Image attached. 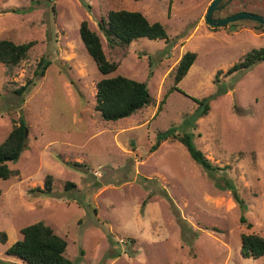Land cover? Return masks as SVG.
<instances>
[{"label":"rangeland","instance_id":"1","mask_svg":"<svg viewBox=\"0 0 264 264\" xmlns=\"http://www.w3.org/2000/svg\"><path fill=\"white\" fill-rule=\"evenodd\" d=\"M211 1L0 0V39L35 41L18 65L0 62V143L20 116L27 123L25 147L9 163L19 174L0 179V264H27L6 249L40 220L67 241L71 264H264V255H242L240 238L264 235V62L224 74L264 47V31L250 20L209 25ZM222 2L215 17L243 8L264 13V0ZM110 9L142 12L168 39L110 48L98 26ZM83 20L119 62L109 76L145 81L151 104L115 121L100 116L103 76L80 38ZM186 51L197 57L157 110ZM42 58L50 65L36 76ZM220 89L193 128L195 100ZM169 127L191 133L219 168L206 171L174 139L151 151L157 132ZM47 175L50 192L31 190L44 187Z\"/></svg>","mask_w":264,"mask_h":264},{"label":"trees","instance_id":"2","mask_svg":"<svg viewBox=\"0 0 264 264\" xmlns=\"http://www.w3.org/2000/svg\"><path fill=\"white\" fill-rule=\"evenodd\" d=\"M168 10H170V5ZM241 10H244V8ZM252 12L264 15V13L256 10ZM254 25H256L255 29L264 31V24L254 22ZM98 26L110 48L127 47L134 39L140 37L168 39L167 32L159 21L151 22L138 10L110 9L106 17L100 18ZM79 35L86 51L103 76L96 83L95 109L104 120L115 121L128 117L153 102L154 98L151 96L145 81H138L121 74L109 76L117 69L119 62L106 56L99 34L89 27L86 20H83L79 25ZM34 43L33 40L15 43L6 38L0 39V62L9 68L18 65L21 60L27 57ZM196 57L197 53L194 51H186L181 55L174 69V85L167 90L159 101L157 110L161 108L168 92L172 89L179 90L175 84L187 74ZM260 62H264V47L252 48L245 54L243 60L234 63L224 74L229 75L239 69H249ZM49 65L50 61L42 58L38 62L34 74L42 76ZM222 72V70H217L215 73L216 78ZM35 80V77L30 78L25 85L20 87L18 92L22 93L30 84L34 85ZM180 92L183 91L180 90ZM221 92L220 89L214 94L195 100L198 105L190 120L193 128L196 127V120L207 114L210 101ZM26 130L27 123L24 117L20 116L18 123L13 125L10 132L0 143V179H8L19 174V170L11 168L9 163L15 162L24 149ZM169 138L181 142L186 147L190 157L206 171L219 168L206 157L202 150L195 146L191 133H179L173 127L158 131L156 140L151 145L150 150H155L163 141ZM74 164H77V162H74ZM65 186L69 188V186H74V183L67 182ZM51 188V176L47 175L44 187L31 190L48 193ZM237 201L243 203L241 198H237ZM240 219L245 221L243 215L240 216ZM248 225L250 226V224ZM20 232L22 237L8 246L6 249L7 254L20 258L27 264H71L70 259L65 255L67 241L58 235L50 225L40 220L23 226ZM240 238L243 256L258 258L264 255V235L242 233ZM5 241L6 232L0 231V242L4 243Z\"/></svg>","mask_w":264,"mask_h":264},{"label":"water","instance_id":"3","mask_svg":"<svg viewBox=\"0 0 264 264\" xmlns=\"http://www.w3.org/2000/svg\"><path fill=\"white\" fill-rule=\"evenodd\" d=\"M222 0H212L208 6L205 15V21L212 26H221L229 22H234L238 20H250L260 24H264V15L260 13H255L248 10H240L233 12L227 16L215 17L214 12L221 8L223 5H220ZM27 130L25 131L26 134Z\"/></svg>","mask_w":264,"mask_h":264},{"label":"crops","instance_id":"4","mask_svg":"<svg viewBox=\"0 0 264 264\" xmlns=\"http://www.w3.org/2000/svg\"><path fill=\"white\" fill-rule=\"evenodd\" d=\"M241 9H239V10H236V11H240ZM244 10H248V11H253V10H250V9H246V8H244ZM236 11H234V12H236ZM233 13V12H232ZM220 16H225V15H217L216 17H220Z\"/></svg>","mask_w":264,"mask_h":264},{"label":"flooded vegetation","instance_id":"5","mask_svg":"<svg viewBox=\"0 0 264 264\" xmlns=\"http://www.w3.org/2000/svg\"><path fill=\"white\" fill-rule=\"evenodd\" d=\"M224 2V1H223ZM223 2L220 4V5H222L223 4Z\"/></svg>","mask_w":264,"mask_h":264}]
</instances>
